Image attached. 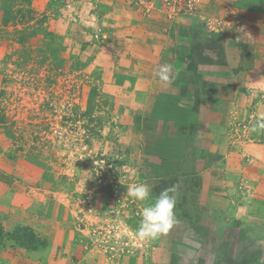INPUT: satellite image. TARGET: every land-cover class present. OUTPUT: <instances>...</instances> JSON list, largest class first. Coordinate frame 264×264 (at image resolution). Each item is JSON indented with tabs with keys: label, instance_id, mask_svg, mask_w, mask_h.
Here are the masks:
<instances>
[{
	"label": "rangeland",
	"instance_id": "rangeland-1",
	"mask_svg": "<svg viewBox=\"0 0 264 264\" xmlns=\"http://www.w3.org/2000/svg\"><path fill=\"white\" fill-rule=\"evenodd\" d=\"M171 56L193 77L176 90L196 96L189 113H165L169 85L149 83ZM220 94L236 96L225 121L212 111ZM202 103L222 126L205 123L204 154L188 150L219 159L167 176L139 118L153 106L187 135ZM260 116L264 0H0V264H264ZM136 182L153 197L176 189L178 223L158 239L136 234L152 202L127 196Z\"/></svg>",
	"mask_w": 264,
	"mask_h": 264
},
{
	"label": "crops",
	"instance_id": "crops-1",
	"mask_svg": "<svg viewBox=\"0 0 264 264\" xmlns=\"http://www.w3.org/2000/svg\"><path fill=\"white\" fill-rule=\"evenodd\" d=\"M39 3V0H36V4ZM151 32H156L157 30H149ZM152 36L151 34L149 35V37ZM134 47L136 48H140L139 51H141V44L140 42H136L134 41ZM149 45H147L145 48H143L142 51H146ZM153 45L149 48L150 50V54H153V52L155 51V49H153ZM164 47L166 49H168V44L161 42V44L158 43V45H156V48L158 49H164ZM165 49V50H166ZM175 49V46H171V54L173 53V50ZM157 50L155 52L156 55ZM249 62V58L246 57L245 59V63ZM158 64L159 65H163V64H171L173 65V75L175 77L174 82L169 85V89L170 92L169 94L172 95V99L168 98L169 100H171V102L168 100V107L169 110H165V113H167V111L171 114H177L178 110H180L181 107H184L186 112L189 113L190 111V105L188 103V101L186 102L185 100H189L191 101L192 99L196 100V96L194 95L193 98H191V96H187L185 97H181L180 94H178L177 88H178V83H190L193 79L192 76H190L186 70H185V65L178 61V59L175 58V56H171L170 58L167 57H163V59L158 60ZM158 65V66H159ZM157 68V67H156ZM179 75H183L184 78L182 80V78L179 80ZM152 79L149 81L150 84L154 85V84H165L162 83L161 81H159V79L155 76L151 77ZM156 87H159L157 85H155ZM151 86L148 89V92L152 93L154 92V87ZM152 88V89H151ZM231 89V88H230ZM190 94V93H189ZM159 95V92H154V96ZM220 99L218 100V103H216V105L214 104V108L212 109L213 114L216 116H219L218 119L220 117H222V114L224 116V121L225 119H227L229 116L228 114H226V110L223 104L225 102H234L232 100H235L236 96L235 94H228V95H219ZM180 98L182 100H180ZM152 100V99H151ZM150 100V101H151ZM223 100V101H221ZM222 103V104H220ZM227 104V103H225ZM152 105V104H151ZM150 105V106H151ZM232 106H236V102L234 104H232L229 108L233 109ZM153 108V106H151ZM152 108L150 109V112H148L147 114H145L142 118L140 119V124L141 127L139 129V132L141 134L140 140L142 141L143 146H146L147 142L150 143L151 145H153L154 147V151L157 154H161L163 155V157L167 160H162L161 156L156 155L157 159L156 162H158L159 164L162 162L165 166H168V168L164 169V173L169 176L170 174H175V170L174 168H178V167H184V166H195L194 168L191 167L189 169L183 170L181 169L179 172H182L181 174H192V170L194 169V171L197 172H202L205 170V165L209 166H213L214 163L219 159L217 157H213L211 152L209 151L208 155L206 157L201 156V160L198 159V156H193L192 153L188 150L190 149L193 145L195 146V148L200 149V153L202 152L203 154L205 153V151H208V146L206 144V137L211 136L212 134H208L206 132V124H210V129L214 132H217V130L220 128V126H215V124L213 123L214 121H206L205 120V116L206 115H211L209 110L205 107V105L202 103L201 107H200V111H199V116H201L203 118L202 122L200 124H197L194 128V130L191 132L188 131L189 134L185 135L183 134L185 131H179V129L175 128V126H173V123L176 122L175 119L173 117H171V115L169 114H165L168 115V118H166L165 116L162 117L160 116V118H154L151 117V113H152ZM166 109V108H165ZM235 110V109H234ZM233 112V111H232ZM187 113V114H188ZM218 114V115H217ZM225 114V115H224ZM189 118V117H187ZM170 122L169 124L166 125L165 121ZM223 122V121H222ZM206 123V124H205ZM219 124V121H218ZM180 126H184V125H180ZM216 129V131H215ZM153 140V141H151ZM155 140H157V142H155ZM195 141V142H193ZM199 142V144L197 143ZM186 143V144H185ZM217 146H215L216 149V153L218 155L222 154V147L220 144H216ZM210 149V148H209ZM168 152H171L169 155ZM172 154V158L171 160H169V158L171 157ZM180 154V155H178ZM153 159H155V157H151ZM221 159V158H220ZM191 164V165H190ZM217 167V166H216ZM215 167V168H216ZM222 167V164L220 165V168ZM220 168L218 170H220ZM214 169L209 168V174H210V179L213 180L214 176H216L215 174L212 173ZM219 172V171H218ZM180 174V173H178ZM218 176V175H217ZM213 177V178H212ZM220 178H217L215 180H219ZM219 187L217 184L216 185H212V190L214 192H219ZM235 191V190H231L229 191V195H231V193ZM221 196V195H220ZM232 211L230 210V213ZM34 255V254H32Z\"/></svg>",
	"mask_w": 264,
	"mask_h": 264
},
{
	"label": "clouds",
	"instance_id": "clouds-1",
	"mask_svg": "<svg viewBox=\"0 0 264 264\" xmlns=\"http://www.w3.org/2000/svg\"><path fill=\"white\" fill-rule=\"evenodd\" d=\"M173 71V65L171 64L159 65L154 70V76L166 85H171L175 79ZM251 131L264 134V116L257 118ZM175 192L176 189L173 186L162 190L158 196L153 197L151 188L143 182H136L128 186L126 193L128 197L138 202L152 201L143 207L142 218L136 230V234L141 240L158 239L168 234L174 225L178 223L175 214L177 200L172 195Z\"/></svg>",
	"mask_w": 264,
	"mask_h": 264
},
{
	"label": "trees",
	"instance_id": "trees-1",
	"mask_svg": "<svg viewBox=\"0 0 264 264\" xmlns=\"http://www.w3.org/2000/svg\"><path fill=\"white\" fill-rule=\"evenodd\" d=\"M4 233L2 231V229L0 228V247L2 246V243L4 242Z\"/></svg>",
	"mask_w": 264,
	"mask_h": 264
}]
</instances>
